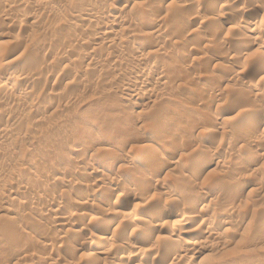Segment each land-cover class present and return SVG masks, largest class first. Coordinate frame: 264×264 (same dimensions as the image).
I'll return each instance as SVG.
<instances>
[{
	"label": "rangeland",
	"instance_id": "374dc122",
	"mask_svg": "<svg viewBox=\"0 0 264 264\" xmlns=\"http://www.w3.org/2000/svg\"><path fill=\"white\" fill-rule=\"evenodd\" d=\"M159 1L0 0V264H264V0Z\"/></svg>",
	"mask_w": 264,
	"mask_h": 264
},
{
	"label": "bare ground",
	"instance_id": "6f19581e",
	"mask_svg": "<svg viewBox=\"0 0 264 264\" xmlns=\"http://www.w3.org/2000/svg\"><path fill=\"white\" fill-rule=\"evenodd\" d=\"M39 1V0H38ZM161 4H164V3H166L167 2V0H160L159 1ZM128 3V2H127ZM50 5V4H49ZM49 7V6H48ZM125 8V7H124ZM49 9H51V8H49ZM56 13V12H55ZM90 13V12H89ZM121 13V12H120ZM92 14V13H91ZM90 14V15H91ZM88 15V14H87ZM117 15V14H116ZM160 15V14H159ZM84 16H85V14H84ZM109 17H110V15H109ZM9 19V18H8ZM7 19V20H8ZM151 20V19H150ZM64 21V20H63ZM108 21V20H107ZM262 21V20H261ZM66 22H68V21H66ZM263 22V21H262ZM103 23V22H102ZM99 24V23H98ZM111 24V23H110ZM146 24V23H145ZM153 23H151V25L150 24H147L148 26H150V27H152V29H155V26L157 25V24H155V22H154V25H152ZM97 25V24H96ZM105 25V24H104ZM104 25H101V26H104ZM121 25V24H120ZM64 26V25H63ZM111 26V25H110ZM109 26V27H110ZM113 26H115V25H112V27ZM64 27H66V26H64ZM100 27V26H99ZM111 27V29H107V30H105V34L103 33H101L102 31L101 30H99L100 31V33L102 34V37H106L105 39L107 40V37L108 36H110V35H113V34H111V33H113L112 31H109V30H112L113 28ZM150 27H149V29H150ZM60 28H61V26H60ZM100 28H102V27H100ZM99 28V29H100ZM104 28V27H103ZM103 28H102V30H103ZM141 28V27H140ZM157 28V27H156ZM243 28V27H242ZM105 29V28H104ZM123 29V28H122ZM151 29V30H152ZM161 28H159V30H160ZM114 30V29H113ZM249 30V29H248ZM104 31V30H103ZM107 31V32H106ZM144 32V31H143ZM153 32V31H152ZM161 32V31H160ZM99 33V34H100ZM139 34V33H138ZM142 34V33H141ZM154 34V33H153ZM158 35V34H157ZM117 36V35H116ZM81 38V37H80ZM101 39V38H100ZM103 39V38H102ZM248 39H250V38H248ZM252 39V38H251ZM97 40H99V39H97ZM254 40V39H253ZM94 41V40H93ZM100 41V40H99ZM105 41V40H104ZM85 42H87V41H85ZM98 42V41H97ZM70 43V42H69ZM74 43V42H73ZM89 43V42H88ZM87 43V44H88ZM104 43V42H103ZM86 44V43H85ZM98 44H100V43H98ZM110 44V43H109ZM90 45H92L91 46V48L90 49H94L95 48V46L97 45L95 42L92 44H90ZM100 46H102V45H100ZM49 47V46H48ZM67 47V46H66ZM50 48V47H49ZM69 48V47H68ZM101 48V47H100ZM71 49V48H70ZM63 50V49H62ZM53 51V50H52ZM100 51H101V49H100ZM90 52V51H89ZM93 52H94V50H93ZM111 54V53H110ZM109 54V55H110ZM237 54V53H236ZM78 56V55H77ZM89 57V56H88ZM113 57V56H112ZM189 57V56H188ZM85 59V58H84ZM92 58H90V60H91ZM113 59H114V57H113ZM88 60H89V58H88ZM112 60V59H111ZM189 60V59H188ZM84 61V60H83ZM94 61V63H93V66L91 65V67H96V66H101L103 63L101 62V61H98V59L97 60H93ZM143 61V60H142ZM92 62V61H91ZM104 65V64H103ZM97 69V68H96ZM235 68H233V70H234ZM229 70V69H228ZM48 72V71H47ZM53 72V71H52ZM52 72H48L46 75H44V76H42V78L44 77V79H42V81H44L43 83H46L47 82V84L51 81V80H53L54 78H55V75H56V73L55 74H53ZM136 72V71H135ZM135 72H133V74L135 75L136 73ZM4 73V72H3ZM161 73V72H160ZM235 73V72H234ZM5 74V73H4ZM45 74V73H44ZM138 74L139 75H141L140 74V70H138V72H137V74L135 75V76H138ZM2 71H0V76L2 77ZM148 75H151V74H148ZM162 76V75H161ZM161 76H160V78H161ZM58 76L56 75V78H57ZM149 77H151V76H149ZM152 77H154L153 75H152ZM151 77V78H152ZM157 77V76H156ZM150 78V79H151ZM28 79V78H27ZM156 79V78H155ZM163 79V78H162ZM162 79H159V81H162ZM60 80V79H59ZM158 80V79H157ZM41 81V80H40ZM155 81V80H154ZM173 81V80H172ZM175 81H176V79H175ZM174 81V82H175ZM179 82V81H178ZM43 83H42V85H43ZM166 83V82H165ZM41 84V83H40ZM146 84V83H145ZM158 84V83H157ZM135 85V84H134ZM134 85H131L130 86V88L129 89H126V91H127V93L129 94V96H131L132 98L133 97H138V96H140V93L142 92V89H141V91H139V90H137L136 88H134ZM137 85V84H136ZM144 85V84H143ZM160 85V84H159ZM16 86V85H15ZM15 86H13V88H15ZM145 86V85H144ZM162 86V85H161ZM39 87H41V86H39ZM143 87V86H142ZM146 88H148V87H145V88H143V89H146ZM153 88V87H152ZM37 89V88H36ZM150 90V89H149ZM153 90V89H152ZM160 90V89H159ZM147 91V90H146ZM145 91V92H146ZM164 93V92H163ZM148 94V93H147ZM154 94V93H153ZM161 95H163V94H161ZM138 99V98H137ZM233 105V104H232ZM11 106V105H10ZM13 106V105H12ZM16 107V106H15ZM14 107V108H15ZM149 108V107H148ZM231 109V108H230ZM226 112V111H225ZM227 112H229V110L227 111ZM204 121V120H203ZM257 124V123H256ZM256 124H254V126H250V129H251V127H252V129H254V128H257V125ZM258 125H260V124H258ZM205 127H207V125L206 124H203V123H199V124H195V127H194V129L195 130H200V131H202V130H205ZM248 128H249V126H248ZM193 129V130H194ZM251 129V130H252ZM210 131V130H209ZM257 131V130H256ZM5 133V132H4ZM201 133V132H200ZM248 133V132H247ZM8 134V133H7ZM199 134V133H198ZM202 134V133H201ZM252 134V133H251ZM5 135V134H4ZM194 135V134H193ZM6 136V135H5ZM4 136H3V132L2 131H0V139L2 140V138H3ZM7 137V136H6ZM8 138V137H7ZM5 140V139H4ZM190 144V143H189ZM98 145V144H97ZM195 145V144H194ZM190 146H193V145H190ZM76 147V146H75ZM97 147V146H96ZM194 147V146H193ZM198 148V147H197ZM180 149L181 148H177V149H173L174 151H172V155L173 156H177V154L179 153V151H180ZM193 149V148H192ZM182 150V149H181ZM185 150V149H184ZM200 150V149H199ZM79 152H80V150H79ZM190 152V151H189ZM198 152V151H197ZM96 153V152H95ZM181 153V152H180ZM195 153V152H194ZM194 153H192V154H194ZM175 156V157H176ZM182 156V155H181ZM111 158V157H110ZM114 162H119L121 159L119 158V157H112L111 158ZM211 160V159H210ZM74 162V161H73ZM208 162H210V161H208ZM113 163V162H112ZM210 163H212V162H210ZM209 163V164H210ZM123 165V164H122ZM197 165V164H196ZM251 167V164L249 163L247 166H246V168L245 169H247L248 170V168H250ZM63 170V169H62ZM173 171V170H172ZM202 171V170H201ZM60 172H61V170H60ZM56 174V173H55ZM69 174V173H68ZM72 175V174H71ZM70 175V176H71ZM197 175H199V173H197ZM56 176V175H55ZM54 175H53V180H54V177H55ZM69 176V175H68ZM68 176H66L67 178H68ZM48 177V176H47ZM51 177L52 176H50V179H51ZM56 178V177H55ZM64 179V178H63ZM69 179V178H68ZM68 179H67V181H68ZM49 180V179H48ZM47 180V181H48ZM52 180V181H53ZM73 180V179H72ZM55 181V180H54ZM53 181V182H54ZM101 181V180H100ZM105 181V180H104ZM121 181V180H120ZM69 182L71 183L72 181L69 179ZM104 182H103V179H102V182H99V186H101L102 184H103ZM106 183V182H105ZM104 183V184H105ZM110 184H115V186L116 187H120L119 186V184H117V181H110ZM98 185H96V186H98ZM91 186V185H90ZM98 186V187H99ZM97 187V188H98ZM101 187H103V186H101ZM91 188V187H90ZM95 188V187H94ZM115 188V187H114ZM60 190V189H59ZM164 190V189H163ZM101 191V190H100ZM167 191V190H166ZM147 192V191H146ZM163 192H165V191H163ZM170 193V192H169ZM106 194V193H105ZM69 195V194H68ZM87 195V194H86ZM149 195V194H148ZM170 195V194H169ZM38 197H39V199L41 198H43L42 197V195L40 196V195H38ZM105 197V196H104ZM109 197V196H108ZM107 197V198H108ZM40 199V200H41ZM78 199V201H76V202H78L79 204H81V205H83V206H85V205H87V203H89V201H91V199H89L88 197H84V196H80L79 195V197L77 198ZM202 199V198H201ZM39 200V201H40ZM92 202V201H91ZM90 202V203H91ZM41 204H43V203H41ZM53 204V203H52ZM136 204V203H135ZM188 204V203H187ZM184 206H186L185 208H187L188 210L189 209H191V206L190 205H184ZM52 207V206H51ZM193 207V206H192ZM50 208V207H49ZM55 208V209H54ZM134 208V207H133ZM164 208V207H163ZM41 209V208H40ZM61 205L60 204H54L53 205V207H52V209L50 208V210L52 211V210H54V212H55V214H58L61 210ZM157 209H159V208H157ZM169 209V208H168ZM60 210V211H59ZM156 210V209H155ZM165 210V209H164ZM59 211V212H58ZM158 211V210H157ZM170 211V210H169ZM72 212V211H71ZM119 212V211H118ZM48 213V212H47ZM61 213V212H60ZM161 213H162V211H161ZM74 214V213H73ZM117 215L119 214V213H116ZM158 214H160V213H158ZM168 214V213H167ZM59 215V214H58ZM63 215V214H62ZM67 216H60V217H57V218H55L54 220H55V225H58L59 227H61V228H65L66 226H68V225H70V221H71V219H72V217H73V215H70V214H66ZM112 215H114V214H112ZM116 215V216H117ZM161 215V214H160ZM160 215H155L153 218H150L151 220V223L152 222H157L160 218H159V216ZM162 216V215H161ZM169 217V216H168ZM162 218V217H161ZM161 220V219H160ZM98 221V220H97ZM114 221V220H113ZM149 221V222H150ZM104 222V221H103ZM112 222V221H111ZM110 222V223H111ZM102 223V222H101ZM148 223V222H147ZM166 223V222H165ZM168 223H169V221H168ZM112 224V223H111ZM110 224V225H111ZM164 224V223H163ZM167 224V223H166ZM170 224V223H169ZM73 225H75L74 223H73ZM165 225V224H164ZM109 226V225H108ZM168 226V225H167ZM111 227V226H110ZM166 228V227H165ZM102 239V238H101ZM107 239V238H106ZM95 242H96V240H94ZM93 241V242H94ZM189 244V243H188ZM96 245V243H91L90 244V247H94ZM90 247H88V248H90ZM96 248V247H95ZM92 249V248H91ZM86 250V249H85ZM89 252V251H88ZM94 253H95V251H94ZM177 253H180V250H177V252H175V254H177ZM94 255V254H93ZM128 259V258H127ZM132 259V258H131ZM124 260V259H123ZM129 261V260H128ZM124 262V261H123ZM132 263V262H131ZM123 264V263H122ZM124 264H126V262L124 263Z\"/></svg>",
	"mask_w": 264,
	"mask_h": 264
}]
</instances>
